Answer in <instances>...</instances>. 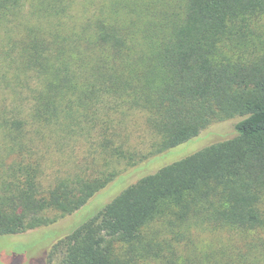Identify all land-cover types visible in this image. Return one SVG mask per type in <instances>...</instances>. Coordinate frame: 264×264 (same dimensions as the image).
<instances>
[{
    "label": "trees",
    "instance_id": "obj_1",
    "mask_svg": "<svg viewBox=\"0 0 264 264\" xmlns=\"http://www.w3.org/2000/svg\"><path fill=\"white\" fill-rule=\"evenodd\" d=\"M0 90V236L126 180L51 258L264 264V0H0Z\"/></svg>",
    "mask_w": 264,
    "mask_h": 264
},
{
    "label": "rangeland",
    "instance_id": "obj_2",
    "mask_svg": "<svg viewBox=\"0 0 264 264\" xmlns=\"http://www.w3.org/2000/svg\"><path fill=\"white\" fill-rule=\"evenodd\" d=\"M3 102V93L0 90V108L2 107ZM11 99L9 98L8 104H11ZM22 106L27 108L28 100L23 98ZM1 110V109H0ZM222 124V123H218ZM234 124L227 123L224 125L216 126L208 131H206L202 139L199 141V138L191 139L180 146L168 151L167 153L156 157L153 162H157L160 166L151 172L150 171L152 164L144 165L139 167L140 170L138 172H143L140 176H144L146 174L153 173L157 171L159 168L172 163L176 160H179L189 154H192L202 148L205 147L206 144L211 143L213 141H217L221 135L229 134L234 135ZM1 136V133H0ZM222 139L226 138L225 136H221ZM220 138V139H221ZM218 139V141L220 140ZM1 143V140H0ZM136 175V174H135ZM133 179V178H132ZM131 180V179H130ZM126 181V180H124ZM124 181L115 182L108 189L105 190L104 193L98 195V198L95 199L92 203H94L95 207L99 206L101 209L107 203H109L114 197H116L125 187L123 186ZM109 199L104 205L103 202ZM90 203V204H92ZM89 205H86L82 208L81 211H77L72 215H68L62 219H60L55 224L50 226L36 228L29 230L21 235H13V236H0V264H58L59 258L50 257V252L53 248V245L61 238L68 234L71 229H75L74 227L82 223V220L75 223L76 216H79L83 211H88ZM95 214L93 212L91 216ZM89 216V217H91ZM88 217V218H89ZM87 219V218H86ZM74 224V227L72 226ZM73 227V228H72Z\"/></svg>",
    "mask_w": 264,
    "mask_h": 264
}]
</instances>
